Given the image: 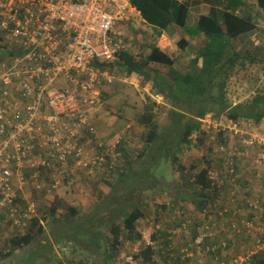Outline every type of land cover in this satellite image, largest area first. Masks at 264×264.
Segmentation results:
<instances>
[{"label": "built area", "instance_id": "1", "mask_svg": "<svg viewBox=\"0 0 264 264\" xmlns=\"http://www.w3.org/2000/svg\"><path fill=\"white\" fill-rule=\"evenodd\" d=\"M129 12L135 11L127 0H0V215L10 217L11 228L24 231L37 213L35 202H17L27 169L33 171L30 182L36 189L57 190L68 174L103 172L106 158L120 155L98 140L90 119L102 110L103 88L113 82L108 66L128 51L123 33L114 29L127 21ZM153 99L163 101L160 95ZM212 120L220 121L229 143L218 148L219 168L208 174L211 187L240 184L245 164L249 174H264V129L251 121L217 120L212 115L201 119L202 129ZM40 174L49 176L47 184L37 182ZM218 200L221 226L216 233L230 231L232 238L220 243L213 262L249 264L250 257L264 251V223L246 219L237 209L228 212L231 203ZM247 209L264 218V199ZM204 230L206 234L181 250V264L190 257V247L209 252L203 250L209 227ZM239 234L252 245L228 254ZM143 244L153 246L150 237L143 238ZM139 252L137 245L122 258L124 264H142L134 257Z\"/></svg>", "mask_w": 264, "mask_h": 264}, {"label": "trees", "instance_id": "2", "mask_svg": "<svg viewBox=\"0 0 264 264\" xmlns=\"http://www.w3.org/2000/svg\"><path fill=\"white\" fill-rule=\"evenodd\" d=\"M127 1L142 21L153 29L155 37L158 38L163 34L171 37L173 34L181 33L177 47L182 51L191 49L194 53L193 58L183 62L182 64L186 65L178 66L181 67V70H177L175 68L176 58L168 56L154 43L148 45V53L145 56L137 59L129 51L122 52L117 63L108 66L107 70L111 75L117 73L114 69L115 66L118 67V72L123 69L126 77L136 74L141 78L139 84L142 87L146 84L150 86L151 92L154 93L152 99L153 95H160L163 99L161 103H157L153 99V104L149 107L145 106L143 114H135V121L128 120L129 123L125 127L126 135L133 133V123L148 129L144 139L146 145L137 152L136 159H132V155L135 154L133 150L129 154L124 152L122 145L125 143V137H120L114 145L106 146L104 144L105 148L109 149L114 148L115 150L117 147L115 151L120 154L115 160L107 157V162L104 164L106 168L102 169L103 172L97 171L108 176L109 180L106 176L103 181L110 186L113 185L117 176L124 177L131 171L129 166L142 158L143 152L153 145L158 136L159 138L164 137L162 135L165 134V131L159 129L157 122L154 121V110L158 106H168L169 126L174 127L172 129H174L175 136H173L178 139L177 142L181 141L186 146L194 144V140L193 142L191 140L194 134H204L200 120L206 115H212L217 120L225 117L233 122L251 121L254 124H263L264 122V83L263 86L258 85V77L255 78L256 75H252L253 66L260 64L264 69V42L259 35V32L264 33V0H183L180 3L174 0ZM258 29L260 31H257ZM193 41H196V44L192 45ZM151 65L165 67L168 73L167 78L162 77L157 70L152 72ZM240 73L243 76L240 81L244 82L249 90L252 89L253 94L244 102L234 104L231 102L227 90L230 80ZM114 115L118 116V113ZM219 132V142L225 146L222 138L223 132ZM202 142L203 140H198L200 145L203 144ZM198 143L195 146L198 147ZM81 144L78 142V145ZM173 144L172 139L169 142H162L161 150H169ZM159 148L157 149L159 150ZM166 155L169 157V153ZM171 161H176L175 154L172 155ZM205 162L206 167L195 172L189 183V186L194 190L191 197L198 210H206L210 204H213L218 189L217 186L211 187L208 175L209 170L212 169V163L207 160ZM113 163L114 165L111 167L110 164ZM179 168L180 171L185 169L182 166ZM195 169V166L188 167L190 172ZM26 171L23 173V179H28L30 182V174H33V171L28 169ZM83 174L91 177L87 173ZM43 176L44 174L38 176V183L43 181ZM11 181L12 179H10V184ZM65 181L66 178H64V185ZM12 184L14 187L17 186L14 179ZM18 202L21 206L22 201ZM140 208L141 206H131L120 210V207H115L121 220L117 223L112 219L107 226L111 236V246L109 255L108 252L106 254L112 263L120 252L119 247L122 246V240L129 242L139 240L141 241L139 244H143V236L137 231L138 222L144 218V213ZM162 209L165 208L162 207ZM50 212L52 221L54 219L52 215L57 212V207H50ZM72 214L74 217L76 216L75 208ZM2 220L3 215H0V222ZM43 221H47V218L45 215H41L38 209L36 216L28 222V227L22 231L24 234L9 240L10 249L5 257H9L15 251L31 244H35L36 248L29 252L37 251V245L40 244L38 245L40 248L41 242L39 241L44 235ZM94 226L99 229L103 224L98 221V224ZM96 233L99 235L102 231L99 230ZM89 234H91L90 230ZM159 235L161 238H167L165 242L169 243L171 235L167 230L158 232V235L153 234L152 240H155ZM139 248L140 252L134 257L142 264H153L156 246L144 245ZM18 260L19 262L24 261L21 256ZM56 260V263L63 264L59 259ZM71 264L85 263L82 260L71 262ZM249 264H264V251L250 257Z\"/></svg>", "mask_w": 264, "mask_h": 264}, {"label": "rangeland", "instance_id": "3", "mask_svg": "<svg viewBox=\"0 0 264 264\" xmlns=\"http://www.w3.org/2000/svg\"><path fill=\"white\" fill-rule=\"evenodd\" d=\"M127 18L124 24L116 25L114 31L118 34L123 33L124 40L128 42L130 48L129 52L133 55L136 54L138 59L148 53L149 44L152 45L155 42H160V39L167 42V44L161 45L159 49H163L164 51L169 49L167 52L170 56L176 58L175 68L177 70H181V67L178 66L186 65L182 64L183 62H187L189 59L193 58V50L185 49L182 51L177 47V41L180 39L181 33L173 34L171 37L170 35L163 34L157 38L154 36L153 29L146 25L136 12H129ZM257 31H260V29ZM259 35L264 42V33L259 32ZM255 43L258 44V42ZM191 44H196V41L191 42ZM143 45H145V47H142ZM150 68L152 72L157 70V72L159 71L164 75L167 73L165 67L151 65ZM114 75L113 76L118 81L115 82V87L112 88V95L108 99L107 104L111 109L110 120L112 121V127L110 131L112 133H119L121 130L125 129L129 123L128 120L135 121V114H143L145 106H151L154 100L151 98L152 93L148 91V89L143 90L140 88L142 87L141 84L135 87L141 80L139 76L136 80H132L134 82L133 85L130 81L126 83L119 82L123 80L121 78L126 76L125 74L123 75L122 72L114 73ZM252 75H256L255 78L258 77L259 79L258 85L260 84V86H263L264 69L262 65L258 64L253 66ZM242 77V73L236 75L230 80L228 85L227 93L231 102L234 104L244 102L253 94L251 92L252 89L249 90L248 86L240 81ZM146 86L148 88L149 85L146 84ZM164 107L158 106V108L154 110V121L157 122L159 129L165 131V134L162 135L164 137L159 138L158 136V139L153 145L149 146L143 152L142 158L129 166L131 171L124 177L117 176L112 186L104 183V179H106L107 176L106 174L89 177L81 172L74 171V175L70 176V178L74 180V189L80 190L76 192L83 195L85 204H77L74 202V206H76L77 210V214L74 217V227L77 225L78 227L66 228L65 226L62 229V231H65L64 235L68 238L65 236L56 238L54 234H51L56 233L53 232L55 231V229H53L54 224L57 223L56 216L64 215V208H57V212L53 215L55 219L51 221L50 206L43 205V203L31 196V191L29 190L36 188L32 182L25 179L23 181L24 184L22 183V187L29 191L30 196L22 197L18 195V197L20 200L23 199L24 202L31 200L36 202L41 215H45L47 218V221H43L45 233L41 236V240L39 241L41 242V246L38 248L40 244L37 245V251L29 252V250L36 248L35 244H31L28 247L15 251L9 257H5L10 249L9 240L13 237L21 236L24 233L11 228L10 217L3 216V220L0 222V264H58L56 263V259H59L63 264H71V262L82 260L85 264H124L122 258L125 255L133 253L135 247H137V245L139 246V242L141 241L129 242L127 240H122V246L119 247L120 252L116 256L114 263L111 262V259H108L106 253L108 252V255L110 253L111 236L107 226L112 219L117 223L121 220L119 214L116 212V206L120 207V210L122 208H130L131 206H141L140 209L144 213V218L138 222L137 231L144 239L150 237L153 246L157 248L153 258V264H165L162 256H165L167 253L175 258L177 256V250L184 246L186 242H189L191 235H193V229L198 227V210L194 206L191 197L194 190L189 186L192 175L199 169L206 167V160L212 163V168H219L220 158L217 157V154L218 148L223 144L219 142V131H221L220 121L214 124L215 122L213 120L212 125H206V127L203 128V135L194 134V136L191 137L192 142L194 140L193 145L186 146L181 141L177 142L178 139L174 137V129H172L174 127L169 126L168 106ZM116 113H118V116L114 115ZM259 127L264 129V124H259ZM141 130L143 137L135 142L136 146H132V150L135 153L132 155V159H136L137 152L146 145L144 139L148 133V129L141 127ZM127 136L128 134L126 137ZM222 138L227 146L229 138H225L223 134ZM170 139L174 142L171 149L161 150L162 148L160 146L162 142H169ZM199 139L203 140V144L200 145L198 143ZM196 143L199 144L198 147L195 146ZM157 148H159V150ZM129 151L130 147L124 148L125 153L129 154ZM168 153L169 157L166 155ZM173 154L176 156V161L174 162L171 161ZM180 166L185 168L184 171H180ZM190 166H195L196 169L190 172L188 170ZM248 168L249 165L246 164L242 168L240 184L248 180L245 179L246 177H251V174L247 171ZM69 169H71V167ZM74 170L76 169L74 168ZM70 174L66 176L67 181ZM262 177L261 181L264 187V175H262ZM107 179L109 180L108 176ZM79 185L82 187H79ZM77 186L78 188H76ZM263 187L256 191L255 194L251 193L256 197L260 196V194L264 192V190H262ZM61 188L51 190L46 187V190L48 192L57 193ZM34 192H32L33 196ZM244 194L245 193H240V196H244ZM40 203L42 204V208ZM162 207L165 209H162ZM248 212V210H244L241 214L247 216ZM204 214H210L208 209H206ZM98 221L103 224L99 229L94 226L98 224ZM183 223L187 224H185V228L181 227ZM64 224L70 225L68 220H65L63 225ZM89 230L91 234H89ZM99 230H101L102 233L98 235L96 231ZM157 230L158 232L167 230L172 240L167 244L165 242L167 238H161L160 235L155 240H152L153 234L158 235ZM155 231L156 233H154ZM211 241L216 242L217 239L211 238ZM250 241V238L248 241L242 234H239L238 243H232L233 245L229 248L228 254H239L241 250L245 251L250 246ZM222 242L227 243V241ZM140 246L143 247L144 245L141 244ZM169 246L172 247L171 252L167 251ZM159 248L161 249L160 251L158 250ZM19 256H21L24 261L19 262Z\"/></svg>", "mask_w": 264, "mask_h": 264}, {"label": "crops", "instance_id": "4", "mask_svg": "<svg viewBox=\"0 0 264 264\" xmlns=\"http://www.w3.org/2000/svg\"><path fill=\"white\" fill-rule=\"evenodd\" d=\"M155 44L158 48H160L161 45L167 44V42H155ZM129 49L130 48L128 47V51H129ZM160 50H162L164 53H166L168 56H170V54L167 52V50H169V49H167L165 51L163 49H160ZM132 56L137 58L136 54H134V55L132 54ZM170 57H172V56H170ZM117 61H118V59L115 62H113L112 64H114V63L116 64ZM114 69L118 73V67L115 66ZM121 72L123 73V75L125 74V71L123 69L121 70ZM113 75H112L113 82L110 85L104 87L103 91H102V104H103L102 110L100 112H98L97 114H95L90 119V123L94 126V128L96 130V132H95L96 136L101 143L106 144V146H108L109 144L114 145L120 137H125V139H126L125 143L122 145L123 147L122 146L121 147L123 149L126 147H130V151H131L133 148V147H131V145L134 144V146H136L135 142H137L139 139H141L143 137L141 134V132H142L141 126L142 125L136 126L135 123H133L132 124L133 125V133L128 135L127 137L125 134L126 133L125 129L121 130L119 133H112L110 131V128L112 127V121L110 120L111 109L109 108V105L107 104V102H108V99L110 98V96L112 95L111 91H112V88L115 87L114 86L115 82L118 81L114 77L115 75L114 76ZM161 76L167 78L168 73H166V75L161 74ZM136 78H138V76L136 74H132L129 77L124 76L123 78H121L123 80H121L119 82L126 83L127 81H130L134 85V82L132 80H136ZM138 85H140V84L135 85V87H137ZM140 88H142L143 90L148 89V91L151 92L150 86H148V88H147V86L145 85V86L140 87ZM151 93L154 94L153 92H151ZM152 94H151V98H152ZM113 119H115V118H113ZM116 148L117 147H115V150H116ZM130 151H129V153H130ZM132 165H133V163H132ZM246 165H249V164H246ZM210 171L211 170H209V172ZM102 174H104V173L97 172V173L92 174L91 177H94L96 175H102ZM71 175H74V174L69 175L68 181L66 179L65 185L60 190H58L57 193L48 192L46 190V188L44 190H35V189L29 190V191H31V196L34 199L43 203V205L50 206V207L56 206L58 209L64 208V215L56 216L57 223L54 224V228H53V229H55V231H53V232H56V233H51V234H54V237H56V238L65 236L64 235L65 231H62V229L65 226H66V228H69V227L74 228V214H72V211H74V208L76 209V206H74V202H76L77 204H85V201H84L85 199H84L83 195L76 192V191H80V190L74 189L75 188L74 180L72 178H70ZM262 175H264L262 170H260L259 173H258V171L256 173V170H253L251 177L245 178V179H248L245 183L237 184L236 186L224 185L222 188H218L217 192H216V197L213 199L214 202H213V204H210L209 208H208V211L211 215L210 214L209 215H203L202 210L197 209L198 210L197 211L198 227L193 229V232H192L193 235L190 234L191 239L189 240V242L188 243L186 242L184 246H182L180 249L177 250V253H176L177 258L176 257L174 258L169 253L165 254V256H162L165 264H172V263L173 264H181L182 258H183L182 254H181V250L184 248H187L189 245H192L193 241L196 238H198L200 235L206 234L205 230H204V226L209 227V232L207 233L208 235L205 238L203 250L208 248L209 252L207 254H203L202 251L197 252L196 250H194V247H190L188 250L190 257L185 260V264H217V263L213 262V259H212V257L218 253V252H216V249L219 247V245L222 241H228V239L232 238V235H230V231L226 232L225 234H223V233L217 234L216 233L217 230H219V228L221 226V223L217 222L218 221L217 212L219 211V209H216V207L219 206V204L221 203L218 199L224 198V199H227L229 201V203H231V209H229L228 212H231L232 210L237 209L240 211V213H243L244 210H248L247 207H249L250 203H257V205H259L260 200L264 199V197H263L264 193L262 192V194H260V196H257L258 198H256L253 194H255L256 191H258L259 189H261L263 187V183L261 181L263 178ZM48 179H49V176L44 175L42 180H43V182L46 183L48 181ZM256 184H260V185H256ZM79 187H82V186L79 185ZM76 188H78V186ZM34 190H35V192H34ZM262 190H264V187ZM29 191L26 188L24 189L21 185L20 189L17 190V194L19 196H22V197H29L30 196ZM32 192H34V196L32 195ZM240 193H245V194H244V196H240ZM31 201H33V200H31ZM41 206H42V204H41ZM248 211L249 212H248L246 219H255L256 222H258V223H264V218L260 217L257 210L250 209ZM212 214H213V216H212ZM219 215H221V213H219ZM65 220L66 221L68 220L70 225H66V224L63 225ZM224 227H228V223H225ZM44 233H45V228H44ZM65 237L68 238L67 236H65ZM211 238H216L217 241L212 242ZM170 240H172V239H169V241ZM231 241L238 243V240H236L235 238L232 239ZM171 250H172V247L169 246V249H167V251L171 252Z\"/></svg>", "mask_w": 264, "mask_h": 264}, {"label": "clouds", "instance_id": "5", "mask_svg": "<svg viewBox=\"0 0 264 264\" xmlns=\"http://www.w3.org/2000/svg\"><path fill=\"white\" fill-rule=\"evenodd\" d=\"M200 121H201V120H200ZM257 125H259V124H257ZM201 129H202V124H201ZM202 130H203V129H202ZM203 132H204V131H203ZM225 146H226V145H225ZM47 182H49V179H48ZM47 182H46V184H47ZM32 184H33V183H32ZM33 185H34V184H33ZM34 186H35V185H34ZM44 189H45V188H43V189H41V190H44ZM35 190H36V189H35ZM18 198H19V197H18ZM19 199H20V198H19ZM18 201H20V200H18ZM18 201H17V202H18ZM21 201H22V204H21V205L24 206V204H25L26 202H24L23 199H22ZM33 202H34V201H33ZM18 204H19V202H18ZM36 205H37V204H36ZM37 209H38V207H37ZM204 211H206V210H205V209L202 210V214H203V215H205V214H204ZM185 224H186V223H183V224L181 225V227H182L183 225L185 226ZM186 225H187V224H186ZM256 226H257V225H256ZM240 228H241V227H240ZM241 230H242V228H241ZM242 234H244L243 231H242ZM245 238H246V237H245ZM246 239L249 241V238H248V237H247ZM142 241H143V237H142ZM249 243H250V245H252L253 242L250 241ZM139 246H140V245H139Z\"/></svg>", "mask_w": 264, "mask_h": 264}]
</instances>
